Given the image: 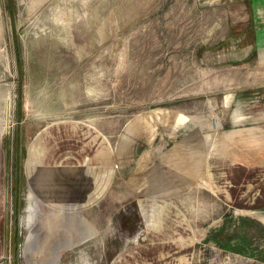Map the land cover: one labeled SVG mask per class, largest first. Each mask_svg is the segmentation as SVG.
<instances>
[{
	"label": "rangeland",
	"instance_id": "obj_1",
	"mask_svg": "<svg viewBox=\"0 0 264 264\" xmlns=\"http://www.w3.org/2000/svg\"><path fill=\"white\" fill-rule=\"evenodd\" d=\"M246 22L240 0H0V264H200L207 157L264 149V39L229 57ZM31 140L66 208L50 238L23 219Z\"/></svg>",
	"mask_w": 264,
	"mask_h": 264
},
{
	"label": "crops",
	"instance_id": "obj_2",
	"mask_svg": "<svg viewBox=\"0 0 264 264\" xmlns=\"http://www.w3.org/2000/svg\"><path fill=\"white\" fill-rule=\"evenodd\" d=\"M240 1L245 3L247 22L243 24L245 26L244 33L236 39L241 43H237L232 56H229L234 61H243V58L251 56L250 54L259 47L257 40L264 39V0ZM249 32L253 36L246 35ZM246 38L247 40L253 38L254 46L250 42L246 43ZM244 111H249L248 113L251 114L252 119H248L249 123L252 120V122H264V114L259 115L258 108H253L251 111L245 109ZM245 116L248 118L249 114ZM231 123V126H237L240 122L238 124ZM40 150L41 145L37 144L35 140H31L25 159L28 182L23 219L38 222L34 227V234L45 232V235L50 238V235H53L54 219L57 215L63 214L66 208L60 206V199L52 192L51 183L47 182L46 185L36 186L32 181L37 174L36 163ZM207 164H209L207 179L210 186L207 193H209L211 205L214 204V206L211 208L210 221L203 227L201 234L196 235L197 242L190 239L189 243H186L187 248H190L188 249L189 253L193 249L191 246L197 243L200 264H264V149L262 145L245 146V151L240 150V152L232 151V149L226 151L225 149L224 153L207 157ZM110 173L111 171H107L105 175V170L102 172L97 170L92 175L91 185L95 189L92 197H98L100 180L107 181ZM69 183L79 185L78 178L74 177V180ZM68 185L65 196L72 198V194H70L72 187H68ZM79 190L80 193L87 191L81 185ZM200 191L196 189L189 191L194 195L193 200L184 196V203H194L193 206L184 205L185 210L192 207L195 211L198 209H196L197 204L202 203ZM168 193H159V195L167 196ZM88 195L91 196L88 193L87 198H89ZM59 197L61 198L60 195ZM199 200L201 201L197 202ZM75 206V208L73 207L74 211L81 208L79 205ZM74 211L72 210V212ZM197 217L195 215V222ZM194 220L185 217L189 226L197 227L198 224L192 223ZM186 233L188 234V231ZM190 234L192 235L191 232ZM188 256L192 258V255Z\"/></svg>",
	"mask_w": 264,
	"mask_h": 264
},
{
	"label": "bare ground",
	"instance_id": "obj_3",
	"mask_svg": "<svg viewBox=\"0 0 264 264\" xmlns=\"http://www.w3.org/2000/svg\"><path fill=\"white\" fill-rule=\"evenodd\" d=\"M218 121V120H217Z\"/></svg>",
	"mask_w": 264,
	"mask_h": 264
}]
</instances>
